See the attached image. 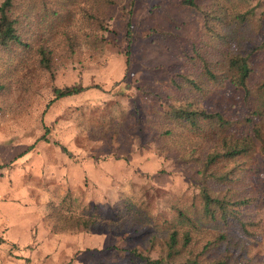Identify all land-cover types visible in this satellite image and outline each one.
Instances as JSON below:
<instances>
[{
  "label": "rangeland",
  "instance_id": "obj_1",
  "mask_svg": "<svg viewBox=\"0 0 264 264\" xmlns=\"http://www.w3.org/2000/svg\"><path fill=\"white\" fill-rule=\"evenodd\" d=\"M183 1L114 0L102 7L101 24H94L104 25L95 31L94 45L85 14L98 6L74 0V23L83 28L74 48L65 42L58 48L49 71L38 69L36 59L18 48L11 50L16 56L0 49V238L5 241L0 264H144L134 251L158 257L148 234L154 220L168 225L175 208L193 212L194 204L200 206L198 165L182 161L161 135L163 110L175 94L171 78L192 69L194 45L206 49L205 25L212 23L205 22V14L215 7L214 0H195L197 9ZM245 9L252 11V26L248 33L243 30L242 49L254 51L251 82L257 85L264 80V0H247ZM73 86L86 90L47 107L56 87ZM202 105L237 120L239 136L250 130L242 90L215 88ZM244 179L243 189L254 201L247 233L239 224L213 232L242 238L246 245L237 250L233 241L213 251L211 260L264 264V158L259 153ZM53 206L85 216L91 215L87 207L96 206L100 218L128 222L136 215L142 222L117 233L60 231L50 215ZM143 212L153 219L150 225L144 226ZM13 221L17 228H11Z\"/></svg>",
  "mask_w": 264,
  "mask_h": 264
},
{
  "label": "trees",
  "instance_id": "obj_2",
  "mask_svg": "<svg viewBox=\"0 0 264 264\" xmlns=\"http://www.w3.org/2000/svg\"><path fill=\"white\" fill-rule=\"evenodd\" d=\"M83 2L98 6L92 8L90 14H85L91 21L89 26L93 28L91 44L97 45L95 31L103 30L104 25L94 24H101L99 15L104 14L102 7L111 6L114 0ZM214 2L212 12L205 14V22L212 23L205 25L210 34L209 41L205 43L206 49L194 45V55L189 60L192 69L188 73L174 74L171 78L175 94L167 99L163 110L166 127L161 134L166 145L174 149L182 161L198 165L200 206L194 204L193 212L175 208L173 222L168 225H159L154 220L153 228L148 230L149 242L151 249L158 248L159 255L152 258L134 251L144 264H252L242 261L230 263L228 258L210 259L213 251L223 246L227 248L233 241L237 250L245 247L246 241L242 238L232 239L228 234L213 231L222 225L239 224L241 230L247 233L246 223L250 217L247 213L254 201L242 184L245 183L249 161L257 153L264 158V80L257 85L252 84L254 70L251 57L254 51L245 53L242 49L246 34L243 30L247 28L248 33L252 26L248 25L252 11L245 9L247 0ZM183 4L198 8L195 0H184ZM73 5L74 0H3L0 6V49L16 56L17 53L11 50L18 48L23 54L36 59L38 69L51 70L58 48L64 42L74 48V37L77 38L83 28V25L74 23ZM126 57L129 66L130 51L126 52ZM227 85L244 93L248 109L244 124L250 130L243 136L236 132L237 120L221 112L208 111L202 105L210 92ZM3 88L0 85V92ZM85 90L82 86L56 87L47 107ZM97 210L96 206L87 207L86 211L91 215L85 216L53 206L50 215L55 220V229L73 232L102 228L117 233L142 222L136 215H132L128 222L121 221V218H100L94 214ZM142 214L145 215V212ZM145 216L144 226L150 225L153 219ZM211 226L212 230L208 228ZM4 243V239L0 238V246Z\"/></svg>",
  "mask_w": 264,
  "mask_h": 264
},
{
  "label": "crops",
  "instance_id": "obj_3",
  "mask_svg": "<svg viewBox=\"0 0 264 264\" xmlns=\"http://www.w3.org/2000/svg\"><path fill=\"white\" fill-rule=\"evenodd\" d=\"M19 224H22L21 222L19 223ZM17 226H18V223H17V221H13L12 223H11V228H17ZM20 226V228H23V226L22 225H19ZM26 228V227H25ZM27 232V231H26Z\"/></svg>",
  "mask_w": 264,
  "mask_h": 264
}]
</instances>
